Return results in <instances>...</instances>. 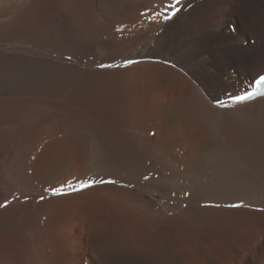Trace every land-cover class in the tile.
<instances>
[{
	"label": "bare ground",
	"instance_id": "bare-ground-1",
	"mask_svg": "<svg viewBox=\"0 0 264 264\" xmlns=\"http://www.w3.org/2000/svg\"><path fill=\"white\" fill-rule=\"evenodd\" d=\"M174 3L175 0H0V94L8 91H14L15 95H18L17 92L28 93L32 87L68 82L78 76L103 78L105 75L123 74L125 81L134 73L146 72V77L140 76L142 81L146 78L147 84L143 86L141 82L135 93L138 101L134 104L128 100L111 104L109 111L117 124L119 121L117 126L123 129L128 139L132 141V137H136L139 143L137 158L130 154L133 153L130 145L134 142L129 145L131 150L123 147L122 156L115 155L97 140L98 130L92 127L94 132L87 125L85 133L78 134L77 131L66 140L62 153L73 150L77 143L82 145L78 152L83 158L84 168L87 166L86 170L92 176L106 175L108 178L118 174V177L129 178L134 182L145 181L149 186L146 190L153 192L154 182L167 180V173L170 175V171H173L185 177L187 183L183 184V189L187 190L192 184L197 193L193 192L196 197L192 196L191 199L195 197L196 203L201 200L248 207L227 210L231 221L207 223L201 227L200 236L187 235L181 242L170 240L169 243L167 240L164 249L162 242L160 248L163 250L156 255L152 248L146 252L141 250L148 245L136 240L139 234L137 221L120 224L117 220H107L108 224L113 225H108L107 239L103 237L100 241L104 244L99 242L103 246L100 250H105L106 244H116L118 252L126 258L146 259L150 264H264V243L259 248L252 245L264 240L261 239L264 236V97L235 105L230 99L231 96L249 91L255 80L264 74V0L180 1L176 4L180 11L170 19H164L173 11L167 5ZM81 19L93 24L92 33L94 30L97 36L93 40L90 38L91 31H87L86 35L83 32H64L68 23ZM56 32L60 33L56 40L41 43L45 50L40 46H35L37 49L24 46L23 42L28 45L29 40ZM62 32L64 35H61ZM90 53H96L97 57L91 59ZM137 60L139 65H147L142 68L135 65V68L112 73L95 71L96 68L104 70L113 64L118 66L120 62L126 65L138 63ZM174 66H178L176 68L179 71ZM135 88H132V92ZM122 96L129 97L126 92ZM19 98L10 101L0 99V123L11 124L36 114L38 107ZM217 100H223L230 106L216 107ZM143 145H147L154 154L150 153V149L147 153L143 148L141 150ZM186 146L193 148L191 151L186 150L181 157L176 148H183L184 151ZM156 149L161 150V157L155 155ZM73 153L56 161L54 165H59L56 166L58 172H63L66 168L64 161L70 159ZM171 157L178 162L174 161L173 165ZM6 163L8 166L0 178L6 185L11 186L15 182L24 185L33 179H26L19 156L12 157ZM198 170L203 174L196 179L193 176ZM179 181L177 183H182ZM99 188L102 189L93 191L98 196V202L89 197L83 203L91 202L90 208L93 210L89 215L100 212L97 220L104 219L106 215L103 213L114 211L113 203L118 204L120 209L123 207L127 212L125 215L133 209L128 205L134 198L131 192L110 186ZM159 189L155 190L157 196L161 195L167 200L171 195L174 196L167 188ZM232 189L237 190L234 192ZM10 193L1 197L4 200L0 201L12 202L10 198L13 195L10 197ZM101 198H106L111 204L103 213L97 209L98 203H107ZM181 199L184 202L187 200ZM19 200L14 204L12 202L13 206L8 207L10 211L6 209V212L15 214L34 210V205H22L18 203ZM141 200L143 208H153L149 199ZM56 207L65 209L64 206ZM34 211L36 213L38 210ZM55 217L58 220L61 218ZM55 217L38 216L32 221L33 217H25V221L19 220L20 224L16 227L0 228V264H43L44 260L57 264L62 255L61 241L57 236L50 237L51 233L42 239V233L39 232L54 226ZM95 220L96 216L92 218V223ZM155 248V252L160 250ZM140 250L147 255L140 254Z\"/></svg>",
	"mask_w": 264,
	"mask_h": 264
},
{
	"label": "rangeland",
	"instance_id": "rangeland-1",
	"mask_svg": "<svg viewBox=\"0 0 264 264\" xmlns=\"http://www.w3.org/2000/svg\"><path fill=\"white\" fill-rule=\"evenodd\" d=\"M92 25L93 24L90 25V22L82 20V19L75 20L71 23H68L67 27H65L66 29H64V32H69L71 34L83 32L84 35H86L87 31H91L92 33V28H91L93 27ZM59 34H60L59 32H56L50 35L40 36L37 38V40L36 39L29 40L27 41L29 46L25 44V42L23 43H24V46H27L29 49H37L38 48L37 46H40L41 48H43L42 46L44 42H47L50 40L52 41L56 40V38L59 37ZM95 34L96 33L93 30V33L90 36L91 40H93L94 37H97ZM61 35H64L63 32L61 33ZM43 39L44 41H42ZM42 42L43 44H41ZM42 50H45V48H43ZM96 57H97L96 53H92L90 55L91 59H95ZM122 63L123 62L118 63L119 67L116 65L117 64L116 63L115 64L116 66H113L114 65L113 64L111 67H108V68L105 67L104 70L103 68L101 69L96 68L95 71L96 73H107V72L112 73L113 71L114 72L124 71L126 69L132 68L135 65H137L135 66L137 68H142L147 65V64L139 65V62L129 63L128 65L124 63L122 64ZM119 64H121L122 66L120 67ZM113 67L115 69H113ZM174 67L177 71H179L176 68L178 66H174ZM117 68H120V69H117ZM139 72L134 73L133 76L131 77H127V80L125 81H124V76H122L123 74L121 76L105 75L103 76V78L96 77V76L94 77L92 76L90 78L88 77L82 78L78 76L74 78L75 80L73 79L74 81L73 80L68 81V82L59 81L53 84H47V85L41 84L38 87L37 86L32 87L30 90H28V93H26L27 91L22 92V93L17 92L18 95H15L16 93H14V91H8V92H4L0 94L1 96L0 99L1 98L5 100L9 99L10 101V100H14L15 98L20 99L19 97H21L24 102L29 103L30 101L31 105L34 104L36 108L38 107L37 108L38 112L36 111V114L33 117L31 116L23 117L19 120L13 121L11 124L0 123V126H1L0 127V178L4 175V170H6L8 166L7 165L8 163L6 162H8L12 157L19 156L20 161H21L20 165L23 166L22 167L23 171H25L23 172V174L27 176V178L25 176L24 178L28 179L29 177V180L30 178L34 179V180L32 179L31 181H27V183H25L24 185L15 182L16 184L15 183L11 184L12 187L0 181V198L10 192H11L10 197L13 195L10 198L13 203L12 202L9 203L6 200H5L6 203L4 201H0V202H3V203H0V205H6L3 207H0V228L12 227V225L13 226L15 225L16 227L17 225L20 224V221L21 222L25 221V217L26 219L28 217L29 218L33 217L30 220L32 221L33 219L38 218V216H42V217L47 216V218H53L55 216H58L61 218H59L58 220V218L55 217L57 219H56V222L54 223V226H50L51 228L43 227L44 230L39 231L42 233V236H41L42 239L43 238L46 239L48 233H51L49 234L50 237L57 236L58 239L61 241L62 255L61 257H59L57 264H150V261L146 259L130 260L126 258L123 253L118 252L119 249H118V245L116 246V244H106L105 245L106 249L103 251L100 250L101 248H103L102 245L104 244V243H101L100 241L103 240V237L104 239H107L106 237L109 236L108 225L110 226L113 225V224H108V221L111 222V221L117 220L120 222V224L127 223L130 220L137 221L136 228L138 229L139 234H137L136 240L139 241L140 244L144 243L148 245L147 247L145 246L146 249L144 248L141 250L147 251V249L152 248L154 254L156 255L165 248L164 245L167 240H168L167 242L169 243L171 241L181 242L187 238V235L200 236V232L202 229L201 227H205L207 223H209L210 225V224L219 223L223 221H231L232 220L231 216L230 214H227L228 213L227 210L233 211V210H239V208L248 207L246 205L244 206L221 205L220 203L203 202L201 200L199 201L196 200L197 201L196 203L194 200L196 195H194V193L196 194L197 192L191 186L192 184L187 188V190L183 189L182 186H184L187 183L186 179H184L185 177L182 178L181 175L174 174L173 171H170L171 173L170 175H168L167 173L166 175L167 180L154 182L155 190L160 191L159 188H161V190L162 189L166 190L167 188V190L172 191L171 193L174 194V196L171 195V198H170V199L174 198L172 202H170L171 201L170 199L167 200L166 197L164 198L161 195H159L160 197L157 196L158 194L155 190H153V192L152 190H146L149 186H147L148 183L145 181L143 182L135 181L134 182L132 181V179H129V178L124 179V177L122 178L118 177L119 176L118 174L117 176L116 175L112 176L114 179L111 176H108V178L109 177L111 178V179H108L106 175H101V176L97 175V177L92 176L88 174L89 171L86 170L87 166H85L86 168H84V164L82 163L83 158L78 152L82 145L77 144V143L74 144L75 147H73V150L68 151V153H73V151L74 153L71 154V156L72 155L73 156L70 157V159L64 161V163L66 164V168L64 169L62 168L64 173L61 172L62 170H59L58 172L57 167L59 165L57 164L54 165L56 161L57 160L60 161L62 159L61 157L69 156L68 153H62V147L65 145L66 140L70 139V137L77 131H78L77 132L78 134L85 133L86 125L90 128L93 127L95 131L98 130L96 131L99 135V137H97L98 138L97 140L101 144L103 143L102 145H104V147L106 146L105 149L110 150L111 153L122 156L123 154L122 151L124 150V148L130 149L133 147L132 148L133 153H130V154L131 155L134 154L135 155L134 158H137L139 156V153L136 152L139 148V147L137 148V146H139L138 145L139 143L137 142L136 137H132L133 138L132 141L131 139H128L124 131H122L123 129H121L120 126H117L119 125V121L117 124L113 120L114 118L109 115V111L111 110V104L112 105L115 103L120 104L124 102V100L132 101L133 104L134 102L136 103L138 101L135 93H137V90L139 89L141 82H143V86L147 84V82H145L146 78H143V81H142V77H141L142 75L143 77H146L147 75L146 72L144 73L143 72L139 73ZM199 86L201 85L199 84ZM132 88L133 89L135 88L136 90H133L132 92ZM31 91H33L34 93ZM125 92L128 93V96L130 98L129 97L128 98L124 97L125 99L123 98L122 94H125ZM132 94L135 95L136 98ZM135 99L137 100L135 101ZM82 121H84V124L82 123ZM91 124L92 126H89ZM79 130L80 131L82 130V131L80 132ZM151 137H154V136H151ZM131 142L135 143V144L132 143L134 146H132ZM129 145H130V148H129ZM186 147L184 149L185 152L183 151V148H178V149L176 148V151L179 150L178 152H180V155L181 154L184 155L186 153V150L191 151L193 148V146H189L190 149L188 148V146ZM142 148L143 150L146 151V153L150 149L147 145L146 146L143 145L141 147V150ZM149 151H151L150 153H153L151 149ZM160 152L161 150L159 151L156 149L155 155L156 156L160 155L159 157H161L162 153ZM181 152H184V153H181ZM177 155L179 156V154ZM183 155H181V157H183ZM171 159H172V164L174 161L178 162V160L176 159L174 160V157H171ZM169 163H170V159H169ZM54 168H56V170H54ZM45 170H49V172L46 173ZM67 171L69 172L67 173ZM83 171H86L87 173L84 172L85 175L87 174V177L88 175H90V178L92 177V179H90L89 177L87 178L84 175ZM108 173L113 174V172H108ZM201 174L203 173L202 172L200 173V171L198 170L197 174H194L193 177L196 179L200 178L198 177V175L201 176ZM93 177H96V178H93ZM99 177L100 178L105 177V179L104 178L103 179L106 181L113 179L114 181H116V183L96 184L93 187L85 188L83 190H75V191L72 188L68 187V184L71 183L76 189H80V183H79L81 182L80 180H83V181L84 180L86 181V179H88L87 181L98 180L100 179ZM169 177H172V179L175 178L174 180L176 181L172 179L169 180L170 179ZM80 178H86V179H80ZM157 178H158V175H156V179ZM181 178L184 180H182ZM120 180L122 183L120 182ZM169 181L171 183L173 182L174 184L172 183L173 185H170L171 183ZM178 181L182 183H177ZM53 183H54V186L52 185ZM157 183H160V185L157 186ZM166 183L168 185H166ZM163 185H166V186H163ZM105 186L106 187L110 186V188H118V189L123 188L122 190L131 192V194L134 195L133 196L134 198L128 204L129 206L133 208L128 212V215H125L127 213L126 211H124L125 209L123 207H121L120 209V207L116 203L112 204L114 211H111L112 213H110L111 214L110 217L107 216V215H110L109 213L107 212L103 213L107 210L106 209L107 206L109 207L111 206V204L106 201V198H101V199H103V201H106L107 203L97 204L99 205L97 209L102 211V213L106 215L104 219H102L101 221L97 220L100 217V216L97 217L100 212H98L96 215L94 214L93 216L89 215L93 209L90 208L91 202H89L88 204H83L85 202V199L90 197V198H93L92 200L97 201L98 196L93 191L95 189H102L99 187L106 188ZM53 188L62 189V192L64 194H61V195L55 194L53 191L54 190ZM232 190L235 192L237 189H232ZM132 191L134 192L132 193ZM22 193L24 196H22ZM78 193L79 195H77ZM181 193L182 194L184 193V194L181 195ZM18 194L22 196V199L20 198L21 196ZM16 195H18L19 197ZM192 196H195L193 197L194 199L193 198L191 199ZM16 197H18L17 200L21 199V201L19 200L20 202L18 203L22 205H25V204L26 205L30 204L31 206L34 205L33 206L34 210L36 211L38 210V211L35 213V211L31 209L28 211H23V212H27L26 214L23 212H16L15 214L14 212L7 213L6 212L7 210L10 211V208L8 209V207H12L13 206L12 204H14V202L17 201ZM41 197H43V199H41ZM140 197L142 199L144 198L149 199V201L153 203V208H150L151 206L143 208L142 206L144 205H142L143 203ZM181 198H185V200L187 198V200L184 202V199H181ZM0 200H4V199H0ZM192 200L194 202L193 203L194 205L192 204ZM43 202L46 205L47 204L48 205L44 206L45 204ZM130 204H132L133 206ZM187 205L191 207L188 208ZM56 206H64L65 209L60 210V209H57ZM41 207L46 208L45 209L46 211L43 210ZM196 207L197 209H195ZM48 208L50 209L48 210ZM210 209L211 211H209ZM39 211L41 212V214L38 215L37 213H39ZM22 213L24 215H22ZM95 216H96V220L93 222L94 223L93 224L92 218ZM19 217L22 219H20ZM13 220H14V223H13ZM168 221H170V223ZM92 225L93 227H91ZM45 239H44V242H45ZM261 239H264V236L261 237ZM99 242L102 244L101 246L99 245L100 244ZM162 242H164L163 245L161 244ZM263 243H264V240H259L257 243H254L252 245L256 248H259L260 245H262ZM155 247H158V249L160 250H157L155 252V249H156ZM160 247H162L163 249L161 250ZM141 250H140V254L144 253L143 255L145 256L146 251L141 252ZM43 264H51V263L44 260Z\"/></svg>",
	"mask_w": 264,
	"mask_h": 264
},
{
	"label": "snow or ice",
	"instance_id": "snow-or-ice-1",
	"mask_svg": "<svg viewBox=\"0 0 264 264\" xmlns=\"http://www.w3.org/2000/svg\"><path fill=\"white\" fill-rule=\"evenodd\" d=\"M180 0H175L174 4H169L167 5V8H171L173 9V11L171 12L170 15H166L164 16V19H170L172 16H175L176 13L179 11V9L176 8V4H179ZM257 96H264V75L260 76L254 83V87L252 91H246L242 94L239 95H235V96H231V102L233 105L235 104H242L245 103L247 101H251L254 98H256ZM215 106L216 107H220V108H227L230 105L223 101V100H217L215 101ZM80 183V189H76L71 183L68 184V187L72 188L74 191L75 190H83L85 188H89V187H93L96 184H104V183H116V181L114 180H92V181H81ZM55 194L57 195H61L64 194L62 192V189H54L53 190ZM41 199H43V197H41ZM6 205H0V207H3Z\"/></svg>",
	"mask_w": 264,
	"mask_h": 264
}]
</instances>
